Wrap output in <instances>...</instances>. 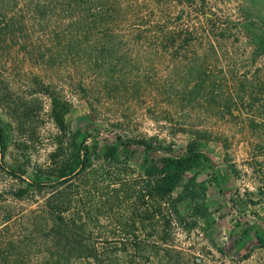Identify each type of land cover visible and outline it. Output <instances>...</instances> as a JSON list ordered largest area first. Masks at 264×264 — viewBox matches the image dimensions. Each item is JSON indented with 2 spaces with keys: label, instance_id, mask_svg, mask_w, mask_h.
Wrapping results in <instances>:
<instances>
[{
  "label": "rangeland",
  "instance_id": "1",
  "mask_svg": "<svg viewBox=\"0 0 264 264\" xmlns=\"http://www.w3.org/2000/svg\"><path fill=\"white\" fill-rule=\"evenodd\" d=\"M138 3L155 6V10L160 6L153 18H167L173 28L189 29L193 46L176 53L175 48L163 51L153 39L149 41L152 48L132 44L124 27L115 33L117 45L111 50L107 40L102 45L94 42L96 33L105 30H95L94 36H77L70 33L65 12L48 11V21L58 23L66 39L73 41L71 47L60 46L62 57L54 64L60 73L58 88L73 105L68 123L73 130L88 134L92 147L97 140L102 151L114 143L116 135L159 136L164 145L174 144V153L181 154L188 138L179 132L182 124L212 132L218 138L206 145L212 167L199 173L196 180V202L205 205L209 213L190 237L178 235L186 254L183 264H264V249L254 236L256 231L264 234V91L257 83L264 79V0ZM0 8L7 11L6 18L0 19V66H6L5 76L20 67L21 73L12 79L16 80V96H30L33 90L19 78L39 67L28 58V40H39L40 29L29 20L28 0H0ZM89 8L84 16L91 20L95 1ZM73 14L82 16L80 11L73 10ZM150 14L144 12L147 17ZM206 20L214 23L212 31L208 32ZM225 24L237 29L229 32ZM41 40V45L48 47L47 39ZM203 81L205 87L198 90L196 85ZM211 82L221 86L206 88ZM38 96L48 106V101ZM43 119L31 148L33 165L46 163L57 132L47 116ZM0 120L7 122L1 109ZM6 158L8 163L25 160L13 145ZM192 177L185 178L175 196L183 193ZM24 178L28 181V173ZM20 186L0 172V192L4 193L0 200V264L31 263L28 197L16 201L7 193ZM193 206L186 200L180 211L189 215ZM245 255L249 256L246 260Z\"/></svg>",
  "mask_w": 264,
  "mask_h": 264
},
{
  "label": "trees",
  "instance_id": "2",
  "mask_svg": "<svg viewBox=\"0 0 264 264\" xmlns=\"http://www.w3.org/2000/svg\"><path fill=\"white\" fill-rule=\"evenodd\" d=\"M93 1L96 9L89 20L84 15ZM146 4L138 0H28L29 20L41 33L39 40H28V58L39 67L21 74L20 82L33 92L20 97L14 88L16 80H12L21 73L20 67L5 76L6 66H0V109L7 116L6 123L0 120V172L21 184L7 192L9 196L16 201L28 197L30 264H183L186 254L178 235L190 237L199 221L208 216L209 209L196 202V180L199 173L212 167L206 145L218 138L209 130L182 124L179 132L188 138L181 154H175L174 144L164 145L159 136L116 135L114 143L102 151L97 140L92 147L90 136L81 129L73 130L68 123L73 105L58 88L60 73L54 64L62 57L60 46L71 47L73 41L66 39L58 23L48 21V11L65 12L71 34L94 36L95 30H105L96 33L94 42L102 45L107 40L111 50L117 45L115 33L125 27L132 44L152 48L149 41L153 39L163 51L175 48L176 53L187 52L194 43L193 32L173 28L167 18L155 20L153 13L160 6L155 10ZM73 10L82 16L77 17ZM6 12L0 8V19L6 18ZM144 12L152 14L147 17ZM210 21L206 20L208 32L214 29ZM224 28L229 32L237 29L229 24ZM42 37L48 47L41 45ZM205 83L196 88L200 90ZM257 83L264 91V79ZM212 86L221 85L211 82L206 88ZM44 115L57 132L46 163L33 165L31 148ZM12 145L25 158L23 162H7ZM27 173L28 181L24 178ZM189 174L193 177L183 193L175 196ZM3 198L0 192V200ZM186 200L194 206L185 216L180 205ZM254 236L264 249V234L256 231Z\"/></svg>",
  "mask_w": 264,
  "mask_h": 264
}]
</instances>
